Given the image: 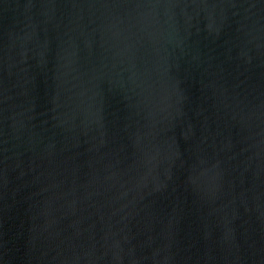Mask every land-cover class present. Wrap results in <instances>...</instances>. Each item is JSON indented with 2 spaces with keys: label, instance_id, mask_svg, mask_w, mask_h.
Returning a JSON list of instances; mask_svg holds the SVG:
<instances>
[{
  "label": "water",
  "instance_id": "water-1",
  "mask_svg": "<svg viewBox=\"0 0 264 264\" xmlns=\"http://www.w3.org/2000/svg\"><path fill=\"white\" fill-rule=\"evenodd\" d=\"M0 264H264V0H0Z\"/></svg>",
  "mask_w": 264,
  "mask_h": 264
}]
</instances>
